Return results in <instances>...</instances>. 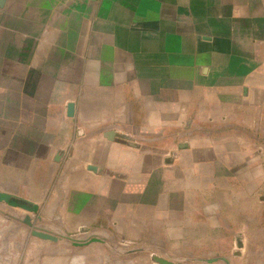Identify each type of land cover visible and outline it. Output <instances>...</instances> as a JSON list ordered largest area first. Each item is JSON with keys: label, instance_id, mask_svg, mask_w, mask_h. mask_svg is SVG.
<instances>
[{"label": "crops", "instance_id": "obj_1", "mask_svg": "<svg viewBox=\"0 0 264 264\" xmlns=\"http://www.w3.org/2000/svg\"><path fill=\"white\" fill-rule=\"evenodd\" d=\"M263 174L264 0H4L0 193L200 258Z\"/></svg>", "mask_w": 264, "mask_h": 264}, {"label": "rangeland", "instance_id": "obj_2", "mask_svg": "<svg viewBox=\"0 0 264 264\" xmlns=\"http://www.w3.org/2000/svg\"><path fill=\"white\" fill-rule=\"evenodd\" d=\"M259 184L254 196V201L261 208L258 218L253 225H246L243 233L240 229L238 238L231 234L230 242L211 244L212 253L208 254L213 257L162 260L172 264H264V178L259 180ZM26 216L31 219V227L23 223ZM32 230L55 236L57 242L33 237ZM91 239H98L99 242L74 245ZM0 250L11 264L18 263L19 258H22L23 264H29V258L31 264H46L51 259L54 264H158L159 259H138L135 254H140L141 248L135 244L111 236L107 228L78 227L77 218L72 215L64 217L61 210L47 214L38 209L37 213H31L3 202L0 203ZM201 251H198L199 255L205 252ZM218 254H226L228 257L221 258Z\"/></svg>", "mask_w": 264, "mask_h": 264}, {"label": "water", "instance_id": "obj_3", "mask_svg": "<svg viewBox=\"0 0 264 264\" xmlns=\"http://www.w3.org/2000/svg\"><path fill=\"white\" fill-rule=\"evenodd\" d=\"M3 3H4V0H0V8L3 6ZM67 115L69 117H71L73 115V105L72 104H69L67 107ZM55 161H58L57 158ZM88 170L93 171V172L96 171V169L94 167H90V168H88ZM2 202L6 203L10 207L21 208V209L26 210V211L31 212V213H37L38 212V207L36 205H34L30 202L24 201V200H19V199L15 198L11 195H8V194L0 193V203H2ZM23 223L29 227L32 226L31 219L28 216H26L23 219ZM31 236L37 237V238H39L41 240H45V241L57 242V238L55 236H52V235L44 233V232H39L36 230L31 231ZM93 242H99V240L98 239H91L89 242H86L83 244L75 243L74 245L75 246H83V245H87V244H90ZM157 262L159 264H172V263H169V262L162 260V259H158Z\"/></svg>", "mask_w": 264, "mask_h": 264}, {"label": "bare ground", "instance_id": "obj_4", "mask_svg": "<svg viewBox=\"0 0 264 264\" xmlns=\"http://www.w3.org/2000/svg\"><path fill=\"white\" fill-rule=\"evenodd\" d=\"M158 263V262H157ZM159 264V263H158Z\"/></svg>", "mask_w": 264, "mask_h": 264}]
</instances>
